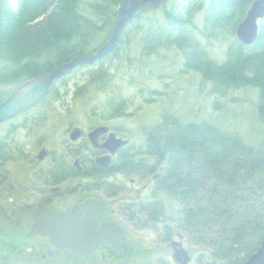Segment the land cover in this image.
<instances>
[{"label":"trees","instance_id":"trees-1","mask_svg":"<svg viewBox=\"0 0 264 264\" xmlns=\"http://www.w3.org/2000/svg\"><path fill=\"white\" fill-rule=\"evenodd\" d=\"M81 1L18 0L14 12L7 0H0V61L4 64L0 68V102L15 89L8 87L48 72L76 55L89 54L102 44L92 47L93 22L100 21L109 32L120 0H103L93 9L94 17L81 13ZM252 1L182 0L173 4L172 0L159 15L142 13L129 22L118 43L128 29H139L142 56L177 49L184 72H197L203 82L213 84L217 94L243 87L257 89L258 111L263 114L264 22L251 46L234 36ZM141 21L145 23L141 25ZM222 36L229 45L224 61L217 63L203 42ZM101 70L99 66L90 73L87 85L104 76ZM48 97H59L57 83ZM127 104L122 96L111 97L103 116H126L130 114ZM178 118L168 112L160 122L144 128L143 143L125 146L112 166H118L126 178H149L154 192L177 203L178 215L172 223L188 244L204 248L201 264H242L264 242V144L254 147L206 121L182 122ZM5 141L0 139V178L8 156ZM154 204L157 218L166 216L161 200Z\"/></svg>","mask_w":264,"mask_h":264},{"label":"rangeland","instance_id":"rangeland-1","mask_svg":"<svg viewBox=\"0 0 264 264\" xmlns=\"http://www.w3.org/2000/svg\"><path fill=\"white\" fill-rule=\"evenodd\" d=\"M7 1L9 7L16 12L18 10V0ZM102 2L103 0H82L79 9L85 16L94 17L96 12L93 9ZM181 2L182 0H173V4H180ZM155 13L159 15V11ZM31 23L26 22L24 25ZM140 23L143 25L145 21ZM102 24L100 21L93 22L91 35L93 36L94 33V42L92 47L105 42L108 37L110 31L107 32L104 24ZM141 34L139 29H128L123 41L121 39V42L116 45L118 48L110 57L75 69L69 76L64 77L66 78L64 82L59 79L56 82L59 97L56 100L47 97L33 110L36 116L41 114V117L50 119L48 123H45L48 128L54 125L52 131L47 132L45 136L43 135V145L47 149L54 147V145L58 147L59 143L65 140V137L63 138L64 126L62 123L69 122L71 118L72 123L80 127H88L103 122L102 117H105V123L109 125L113 123L123 128L121 135L129 136L131 144L138 146L144 141L143 129L160 122L162 116L168 112L179 117L180 119H178L182 122L206 121L223 132L239 136L244 143L251 146L258 147L264 144V113L258 111L259 97L257 89L243 87L219 95L213 90V84L203 82L197 72L191 70L184 72L183 59L177 49L162 50L156 56H142ZM203 43L213 61L217 63L224 61L229 45L228 39L223 40L222 36L218 40L214 39ZM99 66L102 68L101 71L105 73L104 76L87 85L90 73L97 70ZM2 67H4V64L0 61V68ZM18 86L13 85L8 89L12 90ZM79 88L81 89L79 90ZM78 90L79 94L76 95ZM116 96H122L128 101L127 111L130 114L108 120L106 113L103 116V113L107 112L105 110L107 109L106 101ZM22 114H20L21 117H32L31 112L25 111ZM60 119H65V121H58ZM5 130L6 124H2L0 126V136L5 134ZM36 137V134L33 135L23 130L17 135V138L14 137L12 142L15 144L18 142L24 150L34 152L33 143ZM10 169L14 175L16 174V182H23L17 177L21 176V168L16 164H12ZM130 178H125L124 183L117 178H113V181L122 182L120 186L125 187L123 191L127 197L135 194L132 189L135 191L137 188L141 189L142 199L148 200L153 196L152 193L155 192L152 185L149 188L143 187L144 178L137 176V182L139 183L134 184L130 183ZM110 181H112V178ZM150 182L149 180L146 183L149 184ZM23 183L24 187L28 185L26 181ZM5 186L0 185V204H5L1 209L7 207V203L1 200H6L9 197L6 194ZM156 195L154 200H161L164 210L166 209V216L164 217L168 224H171L172 218L178 215L179 206L168 195L162 193ZM21 197L23 199V195ZM3 217L0 216V229L14 231V233L10 237L7 234L0 233V264L172 263L169 253L171 244L170 241H165L164 235L166 233L164 228L162 230L163 226L159 221L150 222L145 228L137 229L130 226L127 229L129 232H127L129 238L127 246L124 243L125 247L122 245V252L116 253L117 257H107V261L103 262L100 252H94L89 257L78 259L64 249L55 251L54 248H49L43 238L28 235L31 223L28 212L22 217L13 214L10 217L6 215L4 218H7V220ZM19 218L22 220L19 221ZM165 219L163 218L161 222ZM11 238L13 243L10 250L6 248L9 245L6 241ZM174 238L177 239V237ZM181 241L183 242H178L181 243L190 257L188 264H201L204 248L199 245L188 244L184 237ZM123 247L125 250H123ZM128 255H130L129 260Z\"/></svg>","mask_w":264,"mask_h":264},{"label":"flooded vegetation","instance_id":"flooded-vegetation-1","mask_svg":"<svg viewBox=\"0 0 264 264\" xmlns=\"http://www.w3.org/2000/svg\"><path fill=\"white\" fill-rule=\"evenodd\" d=\"M39 104L27 111L28 113L31 112L32 117H21L22 114L0 124V126L6 124L5 134L1 135L0 139L3 140L5 138V147H8V156L5 161L7 167L2 171L0 185H6V194L9 195L6 200H1L7 203V207L1 209L5 204H0V216L6 217L8 215L10 217L13 214L22 217L28 212L31 222L28 235H36L43 238L49 248L52 247L55 251H61L63 249L54 246L46 236L31 232L35 223V215L44 209H48L54 214L67 213L88 200V207L85 211L90 216L96 214V228H100L107 222L117 224L127 237L124 242L125 246L128 243L127 229L130 226L137 229L145 228L151 221L158 220L163 226L162 230L163 228L165 230V241H170L171 244L169 252L171 264H180L181 262L175 260L174 252L175 249L180 250L183 248L180 243L183 242L181 241L183 240V234L175 229L172 222L169 221L171 224H168L165 217H163L164 221H166L165 223L164 221L161 222L163 218H157L158 208L154 204L157 193H152L153 196L146 200L142 199L140 195L141 189L137 188L135 191L132 189L136 195L133 194L127 197L123 191L125 187L123 185L120 186L122 182L124 183L125 174L122 170H119L118 166H112V164L124 147L121 146L114 153H111L105 147V144L109 139V135L113 134L115 138L129 140L130 145L129 136L121 135L124 129L113 123H110V125L105 123V117H102L103 122L88 127H80L72 123L71 118L69 122L62 123L64 126L63 138L65 137V140H62L61 143L64 144L59 143L58 147L54 145V147L47 149L43 145V135L45 136L47 132L52 131L54 125L48 128L45 123H48L50 119L41 117L39 113L38 116L35 115L33 110ZM58 121L63 122L65 119ZM23 130L37 135L34 143L32 142L34 144V152L24 150L18 142L16 144L12 142L14 137L17 138V135ZM76 130L77 132H75ZM96 130L98 131L96 132ZM106 155L110 156L108 166H105ZM0 163H3V161L0 160ZM12 164H16L21 168V176L17 177L23 182L26 181L28 184L26 187L23 186V182H16V174L14 175L10 169ZM111 178L112 181H110ZM113 178H117L122 182H114ZM129 180L132 184L139 183L135 178H130ZM148 181L149 178H144L143 187L149 188L152 185V182L146 183ZM21 195H23V199ZM4 219L7 220V218ZM39 219L42 220L43 218ZM20 220L22 219L19 218ZM0 233L7 234L10 237L14 231H6L2 228ZM174 237H177V239ZM6 243L9 244L6 248L11 250L12 238ZM124 247L123 250H125ZM94 252H100L103 262L107 261V257H117L113 244L94 248L86 256L72 254L78 259H83ZM127 258L129 260L130 255Z\"/></svg>","mask_w":264,"mask_h":264},{"label":"water","instance_id":"water-1","mask_svg":"<svg viewBox=\"0 0 264 264\" xmlns=\"http://www.w3.org/2000/svg\"><path fill=\"white\" fill-rule=\"evenodd\" d=\"M169 1L120 0L115 10L117 19L105 42L97 50L87 55H77L60 66L19 85L4 101L0 102V123L19 116L41 102L54 83L77 67L95 62L113 51L122 31L130 21L135 20L143 12L158 10ZM263 18L264 0H254L244 19L235 29L236 39L245 45L253 44L259 33L258 21ZM128 143V140L115 138L113 134H110L105 147L114 153L119 147ZM109 163L110 156L106 155L105 166ZM87 207L88 200L67 213L54 214L44 209L35 215L31 232L42 234L57 248L67 249L79 256H86L94 248L106 244H113L114 252L121 253L122 245L127 239L124 231L113 222H107L100 228H96V214L90 216L85 211ZM174 256L176 261L181 262L180 264H188L190 259L183 248L175 249ZM242 264H264V242Z\"/></svg>","mask_w":264,"mask_h":264}]
</instances>
